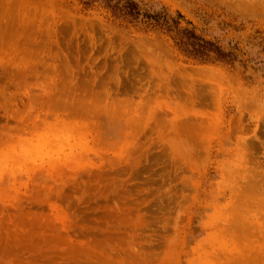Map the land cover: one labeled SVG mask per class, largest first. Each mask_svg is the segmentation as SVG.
Returning a JSON list of instances; mask_svg holds the SVG:
<instances>
[{
	"label": "rangeland",
	"instance_id": "374dc122",
	"mask_svg": "<svg viewBox=\"0 0 264 264\" xmlns=\"http://www.w3.org/2000/svg\"><path fill=\"white\" fill-rule=\"evenodd\" d=\"M133 1L233 59L117 0H0V264H264V0Z\"/></svg>",
	"mask_w": 264,
	"mask_h": 264
},
{
	"label": "trees",
	"instance_id": "16d2710c",
	"mask_svg": "<svg viewBox=\"0 0 264 264\" xmlns=\"http://www.w3.org/2000/svg\"><path fill=\"white\" fill-rule=\"evenodd\" d=\"M109 8L116 17L130 23L163 30L183 55L202 63L230 62L234 57L233 52L200 34L193 23L187 21L181 13L173 14L165 7L155 8L133 0H117Z\"/></svg>",
	"mask_w": 264,
	"mask_h": 264
}]
</instances>
